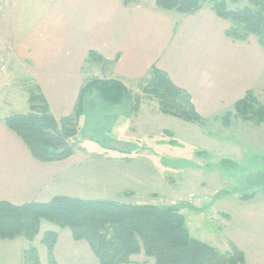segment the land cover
Listing matches in <instances>:
<instances>
[{
  "label": "crops",
  "instance_id": "crops-1",
  "mask_svg": "<svg viewBox=\"0 0 264 264\" xmlns=\"http://www.w3.org/2000/svg\"><path fill=\"white\" fill-rule=\"evenodd\" d=\"M155 1L56 0L52 8L36 6L28 14L16 11L20 0H0V108H5L0 109V200L23 204L66 195L126 201L168 194L164 173L143 152L130 160L90 156L77 163L42 162L6 125L8 109L21 100L29 103V91L15 92L23 77L33 81L29 87L39 89L53 116L72 113L91 50L114 60L121 81H138L156 64L191 94L206 119L233 106L248 89L264 102V49L256 38L228 37V21L209 4L179 13ZM226 203L219 211L229 215L226 238L245 253V264H264V197ZM48 230L58 232L53 255L59 264H102L89 242L75 239L69 227ZM45 232L34 243L0 239V264H25L30 245L41 264H48ZM131 259L151 264L141 254Z\"/></svg>",
  "mask_w": 264,
  "mask_h": 264
},
{
  "label": "trees",
  "instance_id": "trees-1",
  "mask_svg": "<svg viewBox=\"0 0 264 264\" xmlns=\"http://www.w3.org/2000/svg\"><path fill=\"white\" fill-rule=\"evenodd\" d=\"M246 2L233 9L228 8L227 0L155 1L161 9L179 13H193L209 4L218 16L230 22L225 30L228 37L242 41L256 38L264 49V0ZM93 58L106 61L102 54L91 50L87 60ZM140 81L146 82L143 92L157 100L161 113L204 125L206 118L197 110L191 94L178 86L167 71L154 64ZM94 86L110 104L128 91L119 79L91 78L81 86L73 112L56 118L35 86L29 90L30 112H13L5 117V123L39 161L68 159L75 152V143L84 141L80 135V121L86 95ZM138 96H134V110L138 109ZM234 106L244 120L255 119L259 123L264 120V102L259 101L251 89ZM229 114L224 116L225 123ZM255 195H243L241 199L250 200ZM42 219L62 228L69 227L75 239H86L102 264H138L131 256L142 252L154 260L153 264H245L246 261L245 253L232 241L229 250L221 251L193 237L178 207L127 200H85L66 195L54 196L48 202L23 204L0 200V239L23 237L32 240ZM57 238L58 232L54 230H48L42 238V243L48 247V264H59L53 255ZM24 258L25 264H41L33 245L25 250Z\"/></svg>",
  "mask_w": 264,
  "mask_h": 264
},
{
  "label": "rangeland",
  "instance_id": "rangeland-1",
  "mask_svg": "<svg viewBox=\"0 0 264 264\" xmlns=\"http://www.w3.org/2000/svg\"><path fill=\"white\" fill-rule=\"evenodd\" d=\"M55 3L56 0H20L16 11L28 9L29 14L32 9H37L36 6L45 8L47 5L50 9ZM246 3V0H227L228 8L233 9ZM113 63L114 60L108 58L105 62L94 58L87 60L81 75L83 83L91 78L119 79L114 74ZM140 80H120L128 91L113 104L104 101L96 86L92 87L86 95L80 121V135L84 141L75 143L70 162L77 163L90 156L130 160L141 152L145 153L164 173L169 192L151 197L126 198L124 195V200L176 206L185 216L193 237L221 251L229 250L231 240L226 238L224 231L229 215L219 212L221 205L230 199L243 201V195L264 197V120L260 123L255 119L244 120L234 105L214 117H207L204 125L172 116L173 120L158 110L153 96L143 92L146 82ZM32 83L27 77L20 79L16 94L32 89L29 87ZM135 95L140 98H136V110L133 108ZM13 112L28 113L30 104L18 101L8 109L9 114ZM227 112L230 114L225 123ZM235 212L236 209L231 207V213ZM59 227L42 219L37 235L30 241L34 243L44 231ZM141 255L149 258L144 252ZM45 257L48 262L49 252ZM150 261L154 263L151 258Z\"/></svg>",
  "mask_w": 264,
  "mask_h": 264
}]
</instances>
